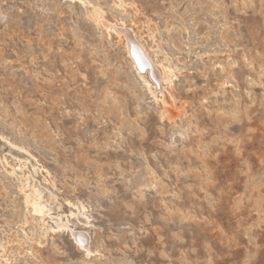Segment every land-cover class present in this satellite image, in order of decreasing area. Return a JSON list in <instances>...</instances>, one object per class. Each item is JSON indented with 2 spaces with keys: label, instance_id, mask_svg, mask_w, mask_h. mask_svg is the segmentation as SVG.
<instances>
[{
  "label": "rangeland",
  "instance_id": "obj_1",
  "mask_svg": "<svg viewBox=\"0 0 264 264\" xmlns=\"http://www.w3.org/2000/svg\"><path fill=\"white\" fill-rule=\"evenodd\" d=\"M115 3L0 0V264H264V0ZM97 6L160 43L177 119ZM23 173L67 229L29 214Z\"/></svg>",
  "mask_w": 264,
  "mask_h": 264
},
{
  "label": "bare ground",
  "instance_id": "obj_2",
  "mask_svg": "<svg viewBox=\"0 0 264 264\" xmlns=\"http://www.w3.org/2000/svg\"><path fill=\"white\" fill-rule=\"evenodd\" d=\"M78 1L85 2L86 0ZM120 2L121 0H116L115 4L118 5ZM90 15L93 21L97 25L104 27L108 33H115L118 41L123 43L125 54L131 67L136 71L137 76L139 75L143 84L149 90L148 92L155 97L159 94V100L162 104V109L159 112L160 119L164 118L169 121L177 119L181 111H178L175 107V98H173L172 94L165 91V87H167L174 75V66H172L169 57L165 54L166 52L164 53L161 49L160 43H148L135 29L126 26L122 21L113 23L105 20L103 11L98 6L94 7ZM18 179L20 180L25 208L32 217L37 218L44 224L45 231H60L69 227V220L66 215L53 214L51 206L52 193L48 191L45 193L35 184H31L29 174L23 173ZM55 200L57 199L55 198ZM86 209L81 205L69 215H75L78 219L86 221ZM70 233L76 244L84 248L86 253H89L88 232L78 229V231L71 230Z\"/></svg>",
  "mask_w": 264,
  "mask_h": 264
}]
</instances>
